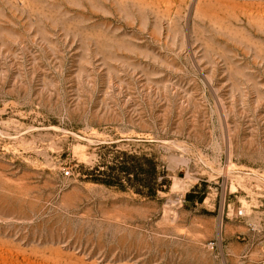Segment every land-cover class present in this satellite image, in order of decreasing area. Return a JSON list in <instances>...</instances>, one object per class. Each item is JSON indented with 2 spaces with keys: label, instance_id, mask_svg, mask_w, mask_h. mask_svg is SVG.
<instances>
[{
  "label": "rangeland",
  "instance_id": "obj_1",
  "mask_svg": "<svg viewBox=\"0 0 264 264\" xmlns=\"http://www.w3.org/2000/svg\"><path fill=\"white\" fill-rule=\"evenodd\" d=\"M0 264H264V0H0Z\"/></svg>",
  "mask_w": 264,
  "mask_h": 264
},
{
  "label": "built area",
  "instance_id": "obj_2",
  "mask_svg": "<svg viewBox=\"0 0 264 264\" xmlns=\"http://www.w3.org/2000/svg\"><path fill=\"white\" fill-rule=\"evenodd\" d=\"M68 174V173H67Z\"/></svg>",
  "mask_w": 264,
  "mask_h": 264
}]
</instances>
